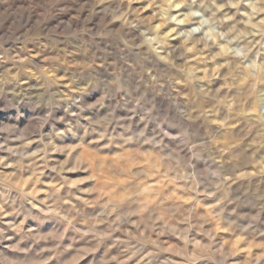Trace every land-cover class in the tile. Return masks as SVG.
I'll list each match as a JSON object with an SVG mask.
<instances>
[{"label":"clouds","instance_id":"1","mask_svg":"<svg viewBox=\"0 0 264 264\" xmlns=\"http://www.w3.org/2000/svg\"><path fill=\"white\" fill-rule=\"evenodd\" d=\"M81 261L264 264V0H0V264Z\"/></svg>","mask_w":264,"mask_h":264},{"label":"rangeland","instance_id":"2","mask_svg":"<svg viewBox=\"0 0 264 264\" xmlns=\"http://www.w3.org/2000/svg\"><path fill=\"white\" fill-rule=\"evenodd\" d=\"M101 159L104 160V161H106V160L108 159V157H107V156H103V157H101ZM77 178H78V177H77ZM120 179H123V178H120ZM80 264H84V262L81 261Z\"/></svg>","mask_w":264,"mask_h":264}]
</instances>
